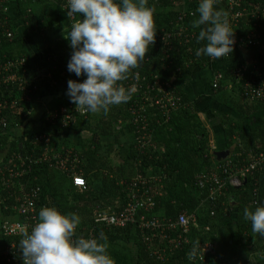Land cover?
Listing matches in <instances>:
<instances>
[{
	"label": "trees",
	"instance_id": "trees-1",
	"mask_svg": "<svg viewBox=\"0 0 264 264\" xmlns=\"http://www.w3.org/2000/svg\"><path fill=\"white\" fill-rule=\"evenodd\" d=\"M13 2L16 3L26 34L17 29L14 19L9 16ZM65 2L66 0H4L3 3L8 11H2L1 16L7 18L5 26L13 33V43L19 41L26 46L19 51L26 58L23 76L30 81H37L35 71L41 65L47 76L43 82L45 88L61 91V97L49 111L64 107L72 115L66 128L60 127L59 118L47 122L53 128L54 136L48 137L49 140L44 143L36 140L43 132L18 137L12 134V129L27 121L34 112L38 91L31 94V102L0 112V118L7 122L5 126L0 125V146H11L0 163V217L14 216L12 207L19 204L22 196L38 187L34 208L37 218L42 205L55 207L64 214H77L80 223L73 239H88L91 236L90 239L103 243L114 264H171L173 261H179L180 264H221L228 252L243 247L256 236L251 230L250 221L244 219L243 211L246 207L253 210L264 202V163L247 178L246 184L238 188L228 187L216 201L208 199L207 187L200 189L197 185V175L212 169L220 160L216 159L215 151L210 147V131L199 118L201 110L196 98L191 97L182 86L173 85L162 76L163 71H168L174 76L183 77L192 64L202 66L200 64L209 62L208 57L195 55L196 49L203 46V42L198 43L196 40L200 29L193 27V21L198 18L197 11L194 17L182 22L181 25L186 28L182 37L162 40L165 32H176L179 27L177 16L180 7L171 5L170 0H148L147 6L154 9V43L149 45L139 66L130 70L128 78L118 84L128 90L126 83L129 84L135 72L139 74L138 84L154 87L149 89L146 99L142 94L138 98L137 90L131 92L126 103L110 106L107 113L87 112L86 115H80L71 110L75 105L65 95L67 81L73 79V73H69L66 67L71 49L68 41L63 38V32L66 34L70 29L71 21L63 7ZM198 2L199 0H184L180 6L192 5L197 10ZM258 3L264 4V0H246L239 8L249 11ZM254 24L250 17L241 18L232 29L234 38H244L254 32L258 35L257 40H264V26ZM191 31L194 36L185 40V35ZM10 44L1 39L0 47L10 51L14 48ZM261 49L260 44L247 45L237 41L229 56L214 59L211 63L219 61L226 64L216 70L227 77L232 66L260 58ZM31 50L37 59L35 65L29 60ZM84 78L75 77L73 80ZM156 81L158 85L154 84ZM159 86L173 100L178 99L174 101V109L169 104H155V100L160 97ZM208 87L209 95L221 106L217 111L224 144L218 150L231 151L229 158L234 163H240L249 150H263L264 103L244 101L238 84L230 89H225L224 84H221L215 91L210 85ZM143 89L144 86L139 92L142 93ZM13 91L9 93L11 98L17 95ZM3 94L9 98L8 92L3 91ZM132 106L142 108L143 123L147 125L145 145L137 141V126L140 122H134ZM45 114L44 112L42 116L44 121ZM123 136L127 139L121 140ZM50 149L52 153L58 154L59 160L65 159V165H74L73 173L80 174L85 179L84 188L73 186L69 177L72 172L49 167L48 161L28 165L30 159L36 160L45 152L52 154ZM18 156L25 163L23 167H30L23 175L13 178L7 186L9 171L22 169ZM133 192H145L152 198V210L143 212L147 218L157 216L174 220L180 211L194 213L196 223L186 233L187 244L172 250L165 240L153 236L154 231L150 228L140 233L139 226L131 222H127L125 226L95 223V211L118 217L130 203L129 196ZM16 196H20L19 199ZM212 210L214 215H210ZM178 231L176 229L170 232V237H176ZM144 237L150 239V243L145 242ZM19 240V237L13 238L17 244ZM205 241L213 244L214 255L206 254L204 261L189 260L188 253L193 245L199 246ZM16 249L19 250L17 247ZM153 252L160 253L161 259ZM4 263L22 264L21 261ZM245 264H264V246Z\"/></svg>",
	"mask_w": 264,
	"mask_h": 264
},
{
	"label": "clouds",
	"instance_id": "clouds-1",
	"mask_svg": "<svg viewBox=\"0 0 264 264\" xmlns=\"http://www.w3.org/2000/svg\"><path fill=\"white\" fill-rule=\"evenodd\" d=\"M217 3L198 2L193 27L200 29L196 40L203 46L196 49L197 57L219 59L233 52L234 32L227 13L215 7ZM66 4L67 17L72 20L70 29L63 32L71 49L67 71L85 78L69 79L65 95L78 109L107 113L110 106L126 103L131 95L132 90L118 82L128 78L154 43V9L147 6L148 0H66ZM243 216L250 221L252 232L264 237V202L253 210L246 207ZM79 223L75 213L42 207L37 223L18 242L22 264H114L103 243L73 239ZM198 247L193 245L189 260L197 256Z\"/></svg>",
	"mask_w": 264,
	"mask_h": 264
},
{
	"label": "built area",
	"instance_id": "built-area-1",
	"mask_svg": "<svg viewBox=\"0 0 264 264\" xmlns=\"http://www.w3.org/2000/svg\"><path fill=\"white\" fill-rule=\"evenodd\" d=\"M184 0H170L171 5H178L180 7L177 21L180 23L179 27L176 29V32H165L161 39L170 41L169 39L178 38L181 36L182 32L185 31V26L181 25L184 19L189 17H194L196 14L195 7L184 6L181 7L180 3ZM246 2V0H218V3L215 7L222 5L223 6L218 9L222 12L227 13V18L230 23L231 29L237 26L239 20L241 18L250 17L255 22V26L263 25L264 22V4H255L249 11H245V9H240V4ZM4 0H0V42L1 39L7 41L8 43H13V33L12 31L5 26L7 22V18L1 16L2 11H8V8L3 5ZM64 8H67V4L65 2ZM75 17H73V20ZM70 20V19H69ZM72 22V20H70ZM194 36L193 32H189L185 35V40ZM264 36V34H263ZM182 37V36H181ZM258 35L254 32L249 33L244 38L235 39V43L237 41L244 42L247 45L252 44H260L262 49L260 50V58L257 60L251 59L248 63H243L239 65L232 66L230 68L229 74L226 76L223 75L218 70H213L210 80V87L213 91L219 89L221 84H224V87L230 89L235 85L240 86V95L244 101L251 103H264V40H257ZM5 49L0 47V112L3 110H12L14 108H18L23 103H28L32 101L33 93L37 92L39 89V85L37 82L30 81L26 77L23 76L25 72L26 58L22 54L14 53V54H5ZM205 57V56H204ZM207 57V56H206ZM209 59V62H212L214 59ZM200 61V60H198ZM138 73H135L130 78V82L126 87L131 89L132 92H137L138 98H141V94L147 97L149 89H152L154 86H148L147 84L137 83ZM243 80V82H242ZM141 84V85H140ZM158 85L156 81L154 83ZM143 92L139 91L143 88ZM14 90L17 95L15 97H9V93ZM3 91L8 92V97L4 96ZM158 92L160 93V97L155 100V104H169L174 109V100L173 97L165 91H163L162 87H158ZM145 97V99H146ZM173 100V101H172ZM178 100V99H177ZM144 106V104H142ZM162 107L166 108L165 105ZM133 113L135 116L134 122L139 123L137 126V141L139 140L141 144H147V137L145 131L143 114H141L142 108L133 107ZM73 112L79 113L80 115H86L87 112L76 108L75 106L71 107ZM46 120L48 122L54 121L57 118L60 120V127L66 128L69 126V121L71 119L70 113L66 111L64 107L59 110L49 111L46 109L45 111ZM142 115V116H141ZM142 117V118H141ZM7 124L4 118H0V125L5 126ZM36 140L43 141L47 143L49 140L48 136L44 134H39L36 137ZM52 153V149H50ZM18 160L21 162V170L9 172V178L6 179L7 186H9L10 182L13 178H18L23 175L30 166H25V163L21 156H18ZM49 162V167L60 169L62 171H70L71 182L73 186L78 188H84L85 179L82 175L73 173L74 165H65V159L59 160L58 154H50L43 153L36 160H29V163H38V162ZM264 163V149L253 152L249 150L246 152L245 158H243L240 163H234L229 158L221 160L218 164H214L212 169L205 170L197 175V185L200 189H208V199L211 201H216V199L225 191L228 187L238 188L242 185L246 184L247 178L251 177L256 169H258ZM140 179V178H139ZM245 181V182H244ZM141 184H144V181H141ZM39 188H35L31 191L30 194L26 196H22L19 204L17 206H13L12 209L15 212V215L12 217H0V264H5L4 262H22V258L20 256V251L16 249L18 248V244L13 241L14 237L22 238V233L30 232L32 226L37 223V213H35V205L37 199V192ZM18 199L20 196H16ZM130 203L124 208L122 213L116 217L111 215L110 213H103L99 211L94 212V221L95 223H100L104 226H125L127 222L134 223L139 226L141 232L144 229L150 228L154 231L153 236H158L161 240H165L167 246H171L170 249L179 248L182 244H187L188 239L186 237V233L188 232L190 226L196 223V216L194 213H187L185 211H180L174 220L167 219L165 217H157L151 216L146 217L143 215V212L151 211L154 202L151 197H149L145 193L135 194L134 192L129 196ZM43 207V205L41 206ZM210 215H214V210L211 211ZM178 229V233L176 237L171 238L170 232ZM208 230V228H206ZM92 238L91 236L88 238ZM143 240L145 242L150 243V239L144 237ZM199 251L197 256L193 260L204 261V257L206 254L214 255V246L210 241H205L203 244L199 245ZM19 249V248H18ZM154 255L158 259H161L162 255L160 253L153 252Z\"/></svg>",
	"mask_w": 264,
	"mask_h": 264
},
{
	"label": "crops",
	"instance_id": "crops-1",
	"mask_svg": "<svg viewBox=\"0 0 264 264\" xmlns=\"http://www.w3.org/2000/svg\"><path fill=\"white\" fill-rule=\"evenodd\" d=\"M186 6V5H185ZM12 7L9 9L11 10ZM14 16V20H15ZM16 23V21H14ZM17 24V23H16ZM193 32V31H191ZM32 52V50L30 51ZM20 53V52H18ZM29 60L30 63H36V57L34 55V52L30 53L29 55ZM250 60V59H249ZM202 61H205L202 59ZM248 62V61H247ZM195 65L192 64L188 70L186 71V76L183 77H177L174 76L173 73L168 72V71H163L162 76L165 77L169 82L173 85L177 86H182L184 90L191 96L196 98L197 100V106L200 107V112L199 113V118L202 121H207V125L211 127L215 133L213 134L212 130L206 125V127L210 131V137L212 136V140H215L216 142H212L214 145L216 144L215 149L218 147H221L224 144L223 141V129L221 127V121L218 119L219 113H218V108L221 107L218 105V103L213 100V98L209 95V82L211 80V75L212 71L214 69H218L219 67H224L223 62H204L203 64ZM232 66V65H230ZM36 72V71H35ZM188 76V77H187ZM195 77V78H194ZM198 77V78H197ZM205 78L206 81L208 82V86H205L204 89V84H202V78ZM188 78V79H187ZM192 81H197L198 82V91L203 89V95L200 97V94H198L197 90L195 89L194 83ZM201 83V84H200ZM195 89V90H194ZM225 89H227L225 87ZM39 92V97H37L36 102L37 105L35 107L34 112H32L31 116L27 121H25L23 124L17 125L12 129V134L14 137H18L22 134H31V133H37V132H43L42 134L45 135L48 134V137L54 136V131L52 130L53 128L47 123L48 121H44L42 118L44 112L46 109H49L56 100L61 97L58 95V92L61 93L59 90H47L44 85H41L40 88L38 89ZM56 93V96L54 97V100L51 99L50 102L46 103V106H44L45 102L49 96V93ZM58 95V96H57ZM214 109V110H213ZM223 110L226 109L223 108ZM218 114V116H216ZM47 136V135H46ZM211 142V139H210ZM211 146V143H210ZM11 148L8 144H5L3 146H0V163L3 161L4 157L6 156V152ZM218 150V148H217ZM146 185V184H145ZM145 193V192H144ZM255 238L253 241L245 244L243 247L238 248L237 250L230 251L228 252L224 259L221 261V264H245V262L248 259H251L252 257H255L259 250L264 246V237L259 236L258 234H255ZM171 264H180L179 261H173Z\"/></svg>",
	"mask_w": 264,
	"mask_h": 264
},
{
	"label": "rangeland",
	"instance_id": "rangeland-1",
	"mask_svg": "<svg viewBox=\"0 0 264 264\" xmlns=\"http://www.w3.org/2000/svg\"><path fill=\"white\" fill-rule=\"evenodd\" d=\"M223 6V4L222 5H219V6H217L216 8L217 9H220L221 7ZM12 9L11 10H9V16H11L12 18H14V16H16L15 17V20L14 21H16V26H17V29L18 30H21V32H23V33H25L24 32V29L22 28V22H21V18H20V15H19V13H18V11H17V8H16V3L14 4V2H13V4H12ZM66 26V25H65ZM65 26H64V28L63 29H65ZM68 26V25H67ZM61 32H63V31H61ZM26 34V33H25ZM62 34V33H61ZM10 47H12V46H14V48H12L10 51H5L4 53L5 54H7V55H9V54H14V53H18L19 51H22L23 50V48L24 47H26L24 44H23V42H19V41H17L16 42V44L15 43H11L10 45H9ZM7 48H8V46H7ZM19 54V53H18ZM39 69H38V71L37 72H35L36 73V77H37V84H39L40 86L41 85H43V82H44V79H46L47 78V76H45L44 75V71H43V69H42V67H41V65H39ZM71 76H72V78L74 79L76 76L74 75V74H71ZM195 78V77H194ZM198 78V77H197ZM188 79V78H187ZM202 84H204V89H205V86H208V82L206 81V79L203 77L202 79ZM193 83H194V85H196L195 86V89L197 90V92H198V94H200V97L203 95V89L201 90V88H200V90L198 91V88H199V86H198V82L197 81H192ZM201 84V83H200ZM194 89V90H195ZM58 95H60V92H58ZM57 95V96H58ZM49 97L48 98H50V99H47V101L44 103L45 105L44 106H46V103L47 102H50V100L51 99H53L54 100V97L56 96V93L54 92V93H49V95H48ZM205 125H207V121L205 120V121H202ZM208 127H209V125H207ZM210 128V130H212V132H213V134L215 133V131L211 128V127H209ZM125 139H127L125 136H123L122 138H121V140H125ZM210 139H211V148H213L214 149V151H216L217 150V148H218V146H217V148L215 149V147H216V144L214 145L212 142L214 141V142H216L215 140H212V136L210 137ZM215 146V147H214Z\"/></svg>",
	"mask_w": 264,
	"mask_h": 264
},
{
	"label": "water",
	"instance_id": "water-1",
	"mask_svg": "<svg viewBox=\"0 0 264 264\" xmlns=\"http://www.w3.org/2000/svg\"><path fill=\"white\" fill-rule=\"evenodd\" d=\"M229 154L228 150H219L214 152V156L217 160L225 159ZM245 182V181H244Z\"/></svg>",
	"mask_w": 264,
	"mask_h": 264
}]
</instances>
